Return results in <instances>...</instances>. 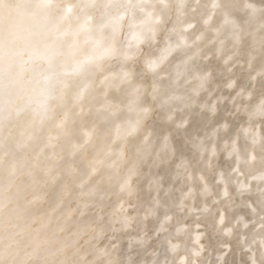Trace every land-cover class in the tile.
<instances>
[{
    "label": "clouds",
    "instance_id": "1",
    "mask_svg": "<svg viewBox=\"0 0 264 264\" xmlns=\"http://www.w3.org/2000/svg\"><path fill=\"white\" fill-rule=\"evenodd\" d=\"M0 264H264V0H0Z\"/></svg>",
    "mask_w": 264,
    "mask_h": 264
}]
</instances>
